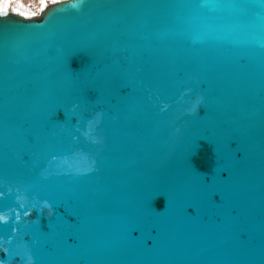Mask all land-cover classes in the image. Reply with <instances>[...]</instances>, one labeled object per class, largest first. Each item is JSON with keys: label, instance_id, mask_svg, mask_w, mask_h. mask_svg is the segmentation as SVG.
Listing matches in <instances>:
<instances>
[{"label": "water", "instance_id": "water-1", "mask_svg": "<svg viewBox=\"0 0 264 264\" xmlns=\"http://www.w3.org/2000/svg\"><path fill=\"white\" fill-rule=\"evenodd\" d=\"M30 17H0V264H264V0Z\"/></svg>", "mask_w": 264, "mask_h": 264}, {"label": "rangeland", "instance_id": "rangeland-1", "mask_svg": "<svg viewBox=\"0 0 264 264\" xmlns=\"http://www.w3.org/2000/svg\"><path fill=\"white\" fill-rule=\"evenodd\" d=\"M20 1L22 7L17 4V0H11L7 4L8 11H12L13 8H16L19 10V12L27 13L29 16H32L33 13L35 15H38L41 11L42 5L46 7L47 5L52 4L56 0H20Z\"/></svg>", "mask_w": 264, "mask_h": 264}, {"label": "snow or ice", "instance_id": "snow-or-ice-1", "mask_svg": "<svg viewBox=\"0 0 264 264\" xmlns=\"http://www.w3.org/2000/svg\"><path fill=\"white\" fill-rule=\"evenodd\" d=\"M44 7H45L44 5L41 6V11H43ZM12 13L20 15L24 19L31 18L27 13L19 12V10L16 8L12 9ZM7 14H8L7 4L5 3L3 5H0V17L6 16ZM34 15L35 14L33 13L32 16H34ZM9 227L12 228L13 230H15V227L13 225H9Z\"/></svg>", "mask_w": 264, "mask_h": 264}, {"label": "bare ground", "instance_id": "bare-ground-1", "mask_svg": "<svg viewBox=\"0 0 264 264\" xmlns=\"http://www.w3.org/2000/svg\"><path fill=\"white\" fill-rule=\"evenodd\" d=\"M11 0H0V5L8 4ZM17 4L22 7L21 1L17 0Z\"/></svg>", "mask_w": 264, "mask_h": 264}]
</instances>
